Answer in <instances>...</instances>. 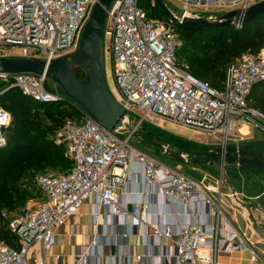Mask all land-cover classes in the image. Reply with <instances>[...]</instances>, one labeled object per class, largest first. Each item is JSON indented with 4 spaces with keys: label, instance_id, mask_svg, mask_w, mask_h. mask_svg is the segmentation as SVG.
Masks as SVG:
<instances>
[{
    "label": "built area",
    "instance_id": "2783aa9c",
    "mask_svg": "<svg viewBox=\"0 0 264 264\" xmlns=\"http://www.w3.org/2000/svg\"><path fill=\"white\" fill-rule=\"evenodd\" d=\"M97 1L0 0V55L36 57L48 63L72 52ZM178 1L184 9L244 12L260 0ZM155 4V0H150V6ZM103 37L107 40L116 84L108 87L109 91L128 112L136 109L140 113L134 127L146 117L159 118L197 132L220 134L221 143L226 145L238 125L259 126L251 115L262 114L250 107L248 96L254 84L264 79V48L231 62L222 87L216 89L179 66L177 51L182 39L175 21L150 16L139 0H112ZM9 48H18L19 52ZM46 81L44 75L0 72V84H3L0 94L15 87L38 101L59 100L55 90L47 89ZM74 109L77 116L66 119L54 135L56 144L64 146L71 168L59 174L34 175L33 181L43 199L28 203L18 213H1L18 247L0 239V264H45L43 255L56 244L55 229L90 198L96 199L95 219L100 208H106L111 215L129 221L132 226H149L151 214L147 202L129 204L121 199L120 188L129 173L137 174L142 186L155 185L159 195L171 203L186 205L200 201L209 207L202 213L203 219L192 212H173L164 227L147 230L145 233L157 240L156 247L164 250L156 255L155 262L145 263L143 255L136 254L134 264H216L219 251L248 250L252 260L259 258L246 235L233 228L224 215L217 187L196 182L129 145L131 131L125 138L120 137L126 133V121L112 132L78 108ZM11 122V114L0 105V147L5 144V132ZM133 163L140 169L135 170ZM219 180L222 181V176ZM233 196L236 197L235 193ZM163 240H169L170 244L165 245ZM33 243L40 245L42 256L38 259L28 256ZM85 255V249L79 252L77 263Z\"/></svg>",
    "mask_w": 264,
    "mask_h": 264
},
{
    "label": "trees",
    "instance_id": "16d2710c",
    "mask_svg": "<svg viewBox=\"0 0 264 264\" xmlns=\"http://www.w3.org/2000/svg\"><path fill=\"white\" fill-rule=\"evenodd\" d=\"M150 7L161 13L157 4ZM175 27L182 39V46L177 51L179 66L216 89L222 87L226 68L231 62L245 53L255 54L264 48V11L237 26L175 23ZM206 42H210V46H206ZM78 76L83 77V73ZM1 88L3 84H0ZM248 103L264 115V79L254 84ZM0 105L12 116L16 128L12 138L18 142L14 157L8 153L9 148L0 147V239L17 248V239L9 231L7 219L1 213L20 212L19 209L30 197L23 183L27 175L46 169H59L63 173L70 170L71 160L64 146L56 144L52 137L66 119L74 118L78 113L66 99L38 101L15 87L0 94ZM38 110H43L52 127L47 128L42 121L31 117V113Z\"/></svg>",
    "mask_w": 264,
    "mask_h": 264
},
{
    "label": "water",
    "instance_id": "95a60500",
    "mask_svg": "<svg viewBox=\"0 0 264 264\" xmlns=\"http://www.w3.org/2000/svg\"><path fill=\"white\" fill-rule=\"evenodd\" d=\"M112 0H98L92 8L90 16L80 35L78 46L72 53L66 54L50 62L36 57H0V72L9 74L44 75L53 84L56 96L66 99L69 105L78 108L84 114L116 132L124 126L125 121L134 127L129 112L111 95L104 71V51L102 46L103 29L107 9ZM161 13L175 23L191 26H237L248 18L264 11V0L248 7L244 12L228 11L220 15L200 16L185 11L177 15L165 0H155ZM83 72V78L77 73ZM143 136L154 144L164 155L179 161L191 159L193 163H208L219 167L222 172L232 164L235 168L264 167V149L252 150L251 146L264 145V141L249 143L244 146H209L206 151L171 152L172 145L165 139L151 133ZM249 215L253 229L264 238V227L258 225L253 209L261 210L252 203H242Z\"/></svg>",
    "mask_w": 264,
    "mask_h": 264
},
{
    "label": "crops",
    "instance_id": "0c3cea01",
    "mask_svg": "<svg viewBox=\"0 0 264 264\" xmlns=\"http://www.w3.org/2000/svg\"><path fill=\"white\" fill-rule=\"evenodd\" d=\"M243 128H246V132H242ZM240 130L244 135L251 137L252 125L242 127ZM261 140L254 138L247 143ZM203 146L209 148L210 145ZM132 165L135 170L140 169L137 163ZM176 169L196 182L202 181L207 186L218 188L221 192V208L224 215L228 217L233 228L246 235L259 255L257 260H252L248 250L219 251L216 255V264H264V257L254 240L257 238L264 242V238L253 229L248 212L242 205L245 203L242 200V197H246L245 193L232 188L223 191L220 178L213 177L212 173L202 171L197 165L191 166L194 176L188 174L181 164H178ZM120 192L122 201L129 204L137 203L140 200L148 203L151 214L149 226H132L129 221L111 215L106 208H100L99 216L95 219L93 210L96 199L90 198L74 215L68 217L62 225L55 229L56 244L43 255L45 264H134L136 254L143 255L145 263L155 262L156 255L160 254L164 248L156 247L157 240L148 236V233H145L147 230L151 232L153 227H164L173 212H192L199 217L201 215L202 218V213H206L209 209L204 202L200 201L186 205L171 203L159 195L155 185L142 186L139 176L134 173L127 175L126 182L120 188ZM234 193L236 197L233 196ZM263 193V191L260 192L257 197L260 198ZM212 194L215 195L214 191ZM257 206L261 210H253L258 211L264 221V207L259 204ZM163 243L169 245L170 241L163 240ZM84 249L86 255L81 262L77 263V254ZM28 256L31 259H38L42 256L39 243L31 245Z\"/></svg>",
    "mask_w": 264,
    "mask_h": 264
},
{
    "label": "rangeland",
    "instance_id": "374dc122",
    "mask_svg": "<svg viewBox=\"0 0 264 264\" xmlns=\"http://www.w3.org/2000/svg\"><path fill=\"white\" fill-rule=\"evenodd\" d=\"M165 1L168 4V6L173 10V12H175L179 16H181L185 11H190L191 13L198 14L200 16L220 15L225 12L222 9H218V8H211L207 12L200 11V9L191 8V7L188 9H184L182 4L178 0H165ZM149 2L150 0H139L140 6L143 7L149 14H151V16L154 17L165 16L162 13H160L157 9H153L152 7H150ZM205 45L210 46V42H206ZM102 46L104 51L105 78L108 87L112 88L116 84L113 76L111 55L107 51V40L105 37H102ZM9 50L15 51V53L19 52L18 48L16 49L9 48ZM75 50H73L72 52H74ZM10 56L12 57L13 55L12 54L10 55L8 53H5L3 55V57H10ZM0 57L2 56L0 55ZM189 61L192 60L190 59ZM79 73H83V72H78L77 77L83 78L78 76ZM46 87L47 89L48 88L54 89L52 82L48 79L46 81ZM52 113L55 112L53 111ZM31 117L32 118L34 117V119H38L42 121L44 123V126H46L47 128L52 127L51 123L48 120H46L45 118L46 116L43 113V110L32 112ZM129 117L132 121V124H135L140 118V113H138L136 109H131L129 111ZM251 117L255 122L259 124L258 127L252 125L251 137L245 134L241 138V133H239V129L242 128L241 126H244V124H240L232 130L231 132L232 134L228 137L226 142L227 146H239L244 143H247L248 141L254 140V138L262 139L261 141H264V115L262 114L261 116L255 114V115H251ZM143 127L145 128L146 131L151 132L167 140L172 145V147L169 150L171 152H176V153L180 151L197 152L200 151V149L201 150L205 149L203 145L214 146L213 144H220L221 143L220 134L213 135V134L201 133L169 120L146 117L145 119L142 120L139 126L134 128H132L127 123L125 127L126 133L121 134L120 137L125 138L127 132L131 131L132 133H130L131 136L129 137L128 140L129 145L154 157L158 162H161L174 169L177 168L178 164H181L182 168L192 176L194 175L191 171V166L197 165L202 171L212 173L213 177L219 179L220 176H222L223 191H226L227 188L230 189L232 188L234 190L242 191L246 195V197H242V200L245 203H252L255 205L259 204L260 206L264 207V193L261 195L260 198L257 197L258 194H260V192L262 191L264 192V167L235 168L233 166H228V167L225 166L224 170L221 172L219 167H213L209 163L196 164L193 163L191 159L186 160L187 162L179 161L175 158L164 155L159 151V149L154 144L148 141L144 136L142 137L139 132L142 130ZM15 129L16 128L11 122V125L5 132V144L2 146L10 149L8 153L11 155V157L12 156L14 157V155H16L15 151H16V147L18 146V142L12 138ZM243 129L246 130V128ZM52 139L55 141L54 136L52 137ZM14 163H16V161H14ZM59 173H63V171L59 169H53V170L46 169L44 171H36L34 173L27 175L23 183L25 187L24 189H26L28 193L30 192V197L25 200L19 211H21L28 203L39 202L43 198V194L41 193V191H39L38 187H36L33 184L34 175L59 174ZM252 211L258 225L264 227V221L261 218V214L256 210H252ZM254 240H256L257 242V246L262 257H264V242L260 241L257 238Z\"/></svg>",
    "mask_w": 264,
    "mask_h": 264
},
{
    "label": "flooded vegetation",
    "instance_id": "af4514ba",
    "mask_svg": "<svg viewBox=\"0 0 264 264\" xmlns=\"http://www.w3.org/2000/svg\"><path fill=\"white\" fill-rule=\"evenodd\" d=\"M146 132H148V131H146L145 130V128L143 127L142 128V130L139 132L140 133V135L143 137V133H146ZM221 144V143H220ZM220 144H216V145H214V146H219ZM249 143H244V144H242V145H239V146H244V145H248ZM227 146V145H226ZM209 148H205V149H202V150H200V151H206V150H208ZM250 149H252V150H258V149H264V145H257V146H251L250 147ZM208 161L209 160H207L206 161V163H208ZM229 166H232V164H230ZM239 168V167H238Z\"/></svg>",
    "mask_w": 264,
    "mask_h": 264
},
{
    "label": "bare ground",
    "instance_id": "6f19581e",
    "mask_svg": "<svg viewBox=\"0 0 264 264\" xmlns=\"http://www.w3.org/2000/svg\"><path fill=\"white\" fill-rule=\"evenodd\" d=\"M241 127H246V125H244V126H241ZM241 129V128H240ZM239 129V133H241V134H243L242 132H241V130ZM242 131H244V132H246V130H244V129H242Z\"/></svg>",
    "mask_w": 264,
    "mask_h": 264
}]
</instances>
